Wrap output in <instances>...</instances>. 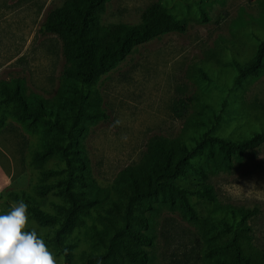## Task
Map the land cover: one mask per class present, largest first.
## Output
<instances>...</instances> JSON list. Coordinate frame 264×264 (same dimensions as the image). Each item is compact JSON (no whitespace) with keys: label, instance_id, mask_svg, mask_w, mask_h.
<instances>
[{"label":"rangeland","instance_id":"obj_1","mask_svg":"<svg viewBox=\"0 0 264 264\" xmlns=\"http://www.w3.org/2000/svg\"><path fill=\"white\" fill-rule=\"evenodd\" d=\"M66 1L0 0V83L19 79L27 96L55 97L64 68L62 44L55 35L43 34L41 27L48 13ZM157 2L185 20L187 31L135 47L97 85L108 120L89 125L83 147L95 181L94 195L103 201L119 172L140 161L153 135L188 139L203 132L205 122L216 115L221 117L214 134L228 139L264 126V73L242 85L234 83L235 63L248 62L264 39V0H110L100 22L139 25L144 11ZM187 98L198 100L180 116L177 104ZM116 119L122 123L113 129ZM47 141V134L28 133L10 117L0 127V214L13 205L11 192H33L39 170L31 165V157ZM55 163L48 161L45 168ZM200 163L217 203L196 200L199 212L207 215L225 206L259 209L249 224L253 242L264 248V142L242 155L227 156L215 149ZM54 200L50 197L48 202ZM45 210L54 213L50 204ZM146 216L149 226L143 232L153 237V244L144 247L149 264H204L198 229L178 202L156 201ZM96 222L91 216L75 232L72 264L91 250L90 227ZM33 228L41 236L52 231L29 219L26 230ZM45 243L58 264H64L60 251Z\"/></svg>","mask_w":264,"mask_h":264},{"label":"trees","instance_id":"obj_2","mask_svg":"<svg viewBox=\"0 0 264 264\" xmlns=\"http://www.w3.org/2000/svg\"><path fill=\"white\" fill-rule=\"evenodd\" d=\"M110 0H67L50 11L41 32L55 35L62 44L64 68L57 94L52 100L26 95L16 79L0 83V127L8 118L31 134H47L48 141L31 157L39 170L33 192H11L12 203L24 201L29 219L52 231L42 238L64 256V264L74 261L75 232L90 227V251L76 264H149L144 249L153 237L144 233L149 226L146 212L154 202H178L198 229L204 264H264V248L253 242L249 224L259 209L225 206L203 215L194 202L215 205L217 197L208 182L209 174L200 161L219 149L225 155L244 154L264 142V126L239 139L214 134L219 115L205 122V130L191 138L170 140L153 135L140 161L119 172L108 199L94 195L95 181L83 147L89 125L108 120L97 85L101 77L116 69L135 47L166 34H183L187 22L176 18L163 2L149 6L139 25L100 22ZM236 85L264 73V39L246 63L236 62ZM202 75L206 73L200 69ZM198 98L181 100V116ZM55 161L53 168H45ZM54 197L57 201H49ZM54 207V213L45 210ZM10 211L11 205L8 206Z\"/></svg>","mask_w":264,"mask_h":264},{"label":"clouds","instance_id":"obj_3","mask_svg":"<svg viewBox=\"0 0 264 264\" xmlns=\"http://www.w3.org/2000/svg\"><path fill=\"white\" fill-rule=\"evenodd\" d=\"M121 123L116 119L110 127L118 128ZM28 226V205L22 200L0 214V264H58L42 236L35 228L26 230Z\"/></svg>","mask_w":264,"mask_h":264}]
</instances>
